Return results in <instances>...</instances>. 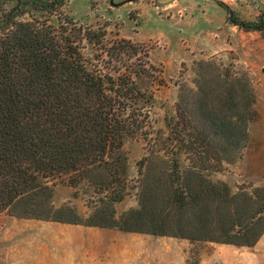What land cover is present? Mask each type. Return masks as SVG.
Wrapping results in <instances>:
<instances>
[{"label": "trees", "instance_id": "16d2710c", "mask_svg": "<svg viewBox=\"0 0 264 264\" xmlns=\"http://www.w3.org/2000/svg\"><path fill=\"white\" fill-rule=\"evenodd\" d=\"M66 0H0V213L90 227L251 247L264 234V184L232 192L204 172L239 157L254 118L249 79L212 60L195 62L193 86L178 83L173 113L153 115L162 68L149 48L61 17ZM228 20L264 31L221 1ZM56 15L58 25L48 22ZM22 16H29L23 18ZM93 53L86 58L80 44ZM127 138L142 139L137 207L123 200ZM85 182L82 218L52 203L51 185ZM246 188H251L247 191Z\"/></svg>", "mask_w": 264, "mask_h": 264}, {"label": "rangeland", "instance_id": "374dc122", "mask_svg": "<svg viewBox=\"0 0 264 264\" xmlns=\"http://www.w3.org/2000/svg\"><path fill=\"white\" fill-rule=\"evenodd\" d=\"M218 1L246 21H255L264 8V0H66L61 17L77 25L105 29L106 43L122 37L149 48V58L161 66L165 80L153 109V116L160 120L158 126L165 114L173 113L177 84L193 86L196 61L212 60L245 75L254 96V118L248 124L246 145L241 155L224 162L221 170L204 172L210 181H224L236 192L241 185L264 184V31L230 23ZM48 22L57 27V16H49ZM80 46L81 54L91 57L92 45L82 40ZM123 147L128 189L123 200L114 205L116 217L137 207L133 187L136 161L145 153L142 139L127 138ZM51 190L54 206L70 203L63 200L75 196V203H70L75 211L82 218L91 213L88 203L94 193L85 182L75 187L56 183ZM82 230L73 224L1 212L0 264H58L59 258L80 261L82 247L71 237ZM112 230L129 235L128 231ZM134 264H264V234L254 246L238 247L134 232Z\"/></svg>", "mask_w": 264, "mask_h": 264}, {"label": "crops", "instance_id": "0c3cea01", "mask_svg": "<svg viewBox=\"0 0 264 264\" xmlns=\"http://www.w3.org/2000/svg\"><path fill=\"white\" fill-rule=\"evenodd\" d=\"M75 199V196H71L63 201L75 203ZM73 226L84 228L79 235L71 237L75 244L81 245L82 259L72 262L68 258H59L58 264H134V232L122 236L112 229L78 224Z\"/></svg>", "mask_w": 264, "mask_h": 264}]
</instances>
